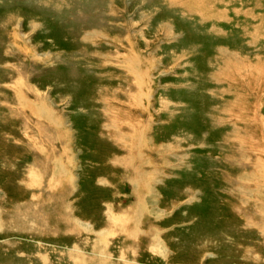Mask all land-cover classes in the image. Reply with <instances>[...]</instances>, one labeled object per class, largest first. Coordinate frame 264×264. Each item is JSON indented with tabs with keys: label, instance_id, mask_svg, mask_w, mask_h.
Listing matches in <instances>:
<instances>
[{
	"label": "rangeland",
	"instance_id": "1",
	"mask_svg": "<svg viewBox=\"0 0 264 264\" xmlns=\"http://www.w3.org/2000/svg\"><path fill=\"white\" fill-rule=\"evenodd\" d=\"M0 264H264V0H0Z\"/></svg>",
	"mask_w": 264,
	"mask_h": 264
},
{
	"label": "bare ground",
	"instance_id": "2",
	"mask_svg": "<svg viewBox=\"0 0 264 264\" xmlns=\"http://www.w3.org/2000/svg\"><path fill=\"white\" fill-rule=\"evenodd\" d=\"M159 251V250H158Z\"/></svg>",
	"mask_w": 264,
	"mask_h": 264
}]
</instances>
